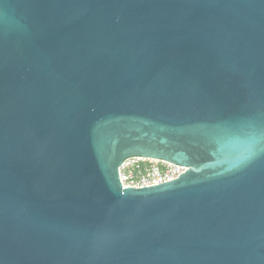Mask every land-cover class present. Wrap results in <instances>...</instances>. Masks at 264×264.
<instances>
[{"label":"water","instance_id":"1","mask_svg":"<svg viewBox=\"0 0 264 264\" xmlns=\"http://www.w3.org/2000/svg\"><path fill=\"white\" fill-rule=\"evenodd\" d=\"M0 264H264V0H0Z\"/></svg>","mask_w":264,"mask_h":264},{"label":"built area","instance_id":"2","mask_svg":"<svg viewBox=\"0 0 264 264\" xmlns=\"http://www.w3.org/2000/svg\"><path fill=\"white\" fill-rule=\"evenodd\" d=\"M185 170L164 162L132 158L119 167L118 178L122 188L142 189L175 180Z\"/></svg>","mask_w":264,"mask_h":264}]
</instances>
